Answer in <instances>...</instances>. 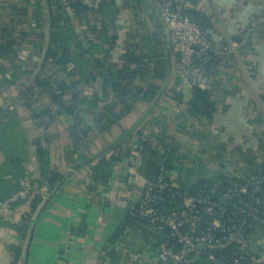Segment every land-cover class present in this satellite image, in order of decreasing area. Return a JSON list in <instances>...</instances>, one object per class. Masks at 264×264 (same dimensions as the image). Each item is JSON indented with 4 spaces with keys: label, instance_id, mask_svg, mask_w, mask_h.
Instances as JSON below:
<instances>
[{
    "label": "crops",
    "instance_id": "0c3cea01",
    "mask_svg": "<svg viewBox=\"0 0 264 264\" xmlns=\"http://www.w3.org/2000/svg\"><path fill=\"white\" fill-rule=\"evenodd\" d=\"M181 1L209 20L210 57L199 87L215 102L211 119L188 110L191 87L185 98L157 0H105L101 15L107 24L102 37L93 39L86 38V13L79 16L67 3L61 10L69 21L54 26L52 15L59 10L50 0H0V28L18 42L12 62L0 59V199L17 188L21 161L31 158L35 165L29 199L0 216V264H162L153 233L135 225L95 248L113 209L130 197L133 171L150 178L165 165L178 185L206 180L219 188L233 178L264 183V0ZM12 5L23 8L21 14ZM57 27L74 52L82 46L87 55L101 57L109 48L108 71L95 68L94 81L77 85L79 129L63 115L50 123L34 116L52 105L46 93L21 95L37 75L54 70L42 64ZM68 69L70 77L80 78L73 63ZM120 74L130 78L122 98L129 109L99 129L84 98L96 92V110L119 111L123 103L111 84ZM104 77L110 81L106 96ZM139 90L155 96L146 101ZM109 146L122 160L108 180H96L99 160L93 158L102 151L108 158ZM148 164L154 165L149 174ZM248 231L247 250L264 264V205Z\"/></svg>",
    "mask_w": 264,
    "mask_h": 264
},
{
    "label": "built area",
    "instance_id": "2783aa9c",
    "mask_svg": "<svg viewBox=\"0 0 264 264\" xmlns=\"http://www.w3.org/2000/svg\"><path fill=\"white\" fill-rule=\"evenodd\" d=\"M86 9L88 23L96 30L102 27L99 10L102 0H80ZM159 16L169 34V48L175 56L174 70L192 88L204 79L201 63L210 57L211 42L206 31L185 13L181 0H157ZM89 38L93 31L84 27ZM35 165L31 158L21 162L18 185L7 197L0 199V216L6 215L19 200H28L33 189ZM262 179H230L219 190L208 181L192 182L187 187L174 183L170 169L158 167L157 173L145 178L136 190L138 200L129 213L147 222L158 234H164L179 245L164 241L155 247L163 264H259L247 250L250 238L245 230L262 214L264 192ZM204 246L201 251L197 244ZM226 248L224 252L218 249Z\"/></svg>",
    "mask_w": 264,
    "mask_h": 264
},
{
    "label": "trees",
    "instance_id": "16d2710c",
    "mask_svg": "<svg viewBox=\"0 0 264 264\" xmlns=\"http://www.w3.org/2000/svg\"><path fill=\"white\" fill-rule=\"evenodd\" d=\"M51 2L55 3L58 10L54 15H52V23L55 26V24H58L59 22H62V24H66L69 21V16L62 13L61 8L64 9V4L67 3L73 9L75 10L76 14L79 16L81 13H86L85 7L81 4L80 0H50ZM105 3V0H102L101 6H100V16L102 18V27L99 30H96L94 27L90 26L89 23H87V30L93 31L95 33V36L102 37L101 33L105 29V25L107 22L104 21L102 15H101V9ZM12 9L16 10L19 14L22 11L23 8H19L18 6L12 5ZM185 13L190 16V18L195 21L198 26L202 30H206L209 26V20L208 18L203 14H198L193 10H188L186 7H184ZM24 15V14H22ZM87 21H88V15L86 14ZM52 26V27H54ZM68 32V31H67ZM114 37V36H113ZM86 38L88 39L87 35ZM208 38L210 39V35H208ZM67 39H69V36L65 37V31H62L60 28L58 29H52L51 32V39L48 48L43 54V64L42 67L44 68L47 63H50L54 66V70L51 73L48 74H41L37 75L32 84L28 85L24 91H22V96L31 97L36 95V97L42 93H46L51 98L52 105L44 106L40 111H35L34 116L42 119L45 118L48 123L52 122L57 118L59 115H63L67 118H70L75 121L76 125L75 127H78L81 122L80 116H79V109L77 101L79 99L80 91L77 88L78 83L80 82H86L88 80L94 81L96 78V75L93 73V70L95 68H98L101 73L107 72L109 67L107 66V57H109V48L104 49L103 56L98 57L93 54L94 51L90 52L88 55V50L83 51V47L80 46L77 52H74L70 46H69V40L67 42ZM113 39L111 40V42ZM17 41L12 38V35L10 34V31L8 29L0 28V59H4L6 61L12 62L16 56H17ZM130 55V53H128ZM134 59H131L129 61L125 62V66L129 64V62L133 61ZM207 62L204 61L201 63L203 66L204 72L207 69ZM74 64V67L78 74L80 75V78L73 79L72 74L69 72L68 66L69 64ZM42 68V69H43ZM65 74L66 76H69V80H66L65 77L61 78V75ZM103 96L108 95V86H110V81L108 78H103ZM130 78L126 77V74H120L116 80L111 84L112 92L121 100L122 108L119 111H98L96 110L98 106V101L100 100V95L94 92L90 97L86 96L87 98H84V101H87L89 103V106L93 109L95 115H96V121L97 126L99 129H105L110 123L116 121L118 118H120L123 114L127 112L129 109V104L125 103L122 98L127 93V85L129 84ZM39 89V90H37ZM37 90V92H36ZM36 92V93H35ZM139 94L141 99H144L146 101H150L155 94L154 93H147V91L139 90ZM36 99V98H35ZM180 100V99H179ZM188 110L190 114L197 116V117H206L208 119L212 118V114L215 111V102L211 98L210 92L205 89L201 88L198 85L193 86L191 88V97L187 103ZM113 149V153L106 158L103 154L105 151H102L100 154L96 155L93 159H98L99 163L97 165L96 171L94 173V179L106 181L108 180L111 175L112 171L114 169V166L118 164L122 157L120 155V152L117 150H114L113 146H109V149ZM108 149V148H107ZM28 159V158H27ZM17 161H21V159L17 158ZM22 162V161H21ZM158 169L156 170L157 173ZM155 173V174H156ZM154 174V175H155ZM153 175V176H154ZM206 180H198V182H203ZM224 181L221 182L219 190L216 192L221 191L229 182ZM180 187L184 188L188 185H179ZM264 192V183H262V189L260 193ZM35 207V206H32ZM25 226L27 225L26 219H24ZM255 223H250V226H248L245 230V233L249 232L248 230L253 227ZM127 225H135L141 227L145 232H151L152 235L155 236L156 245L159 242L164 241L168 245H173L175 248H178L179 245L174 242L173 239L170 237L165 236L164 234H158L150 225H147V222L144 223L142 219H139L138 217L132 216L130 213H128L124 223L117 229V231L111 236L110 240L117 237L121 234L123 231V228ZM226 248L218 249L217 252H224ZM204 261V257H201V260L198 261V264H202Z\"/></svg>",
    "mask_w": 264,
    "mask_h": 264
},
{
    "label": "water",
    "instance_id": "95a60500",
    "mask_svg": "<svg viewBox=\"0 0 264 264\" xmlns=\"http://www.w3.org/2000/svg\"><path fill=\"white\" fill-rule=\"evenodd\" d=\"M99 92L101 90L99 89ZM183 93L185 98L188 97L190 93V86L187 82L183 81ZM138 170V168H136ZM132 177L129 178L130 182H133V187L130 191V197L127 202H121L117 207L113 209L110 214V217L106 221L100 235V239L96 242L95 248L97 250H101L103 245L111 238V236L117 231V229L124 223L133 203L138 200V196L136 194V190L141 189L143 187V182L145 177L141 174L133 171ZM202 243H198L197 247L200 248ZM198 261L201 260V256H197ZM168 263V261L166 262Z\"/></svg>",
    "mask_w": 264,
    "mask_h": 264
},
{
    "label": "rangeland",
    "instance_id": "374dc122",
    "mask_svg": "<svg viewBox=\"0 0 264 264\" xmlns=\"http://www.w3.org/2000/svg\"><path fill=\"white\" fill-rule=\"evenodd\" d=\"M147 166H148V168H147ZM146 166V168L144 169V171L146 172V173H148V172H152L153 171V167H154V165L153 164H148ZM149 174V173H148Z\"/></svg>",
    "mask_w": 264,
    "mask_h": 264
}]
</instances>
